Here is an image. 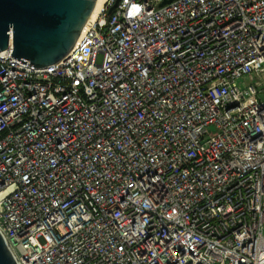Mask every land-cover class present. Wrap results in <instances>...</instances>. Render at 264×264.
Listing matches in <instances>:
<instances>
[{
    "label": "built area",
    "instance_id": "built-area-1",
    "mask_svg": "<svg viewBox=\"0 0 264 264\" xmlns=\"http://www.w3.org/2000/svg\"><path fill=\"white\" fill-rule=\"evenodd\" d=\"M163 1L106 0L45 67L0 51L18 264H264V0Z\"/></svg>",
    "mask_w": 264,
    "mask_h": 264
},
{
    "label": "water",
    "instance_id": "water-1",
    "mask_svg": "<svg viewBox=\"0 0 264 264\" xmlns=\"http://www.w3.org/2000/svg\"><path fill=\"white\" fill-rule=\"evenodd\" d=\"M172 1L164 0L161 6ZM96 2L0 0V51L11 46L12 56L25 64L29 60L31 63L28 65L36 67L59 62L75 45ZM0 264H18L1 233Z\"/></svg>",
    "mask_w": 264,
    "mask_h": 264
},
{
    "label": "bare ground",
    "instance_id": "bare-ground-1",
    "mask_svg": "<svg viewBox=\"0 0 264 264\" xmlns=\"http://www.w3.org/2000/svg\"><path fill=\"white\" fill-rule=\"evenodd\" d=\"M105 2H106V0H97L95 9H94V11H93V13L89 19V22L94 20L97 17L98 12L100 11V9L102 8V6L104 5Z\"/></svg>",
    "mask_w": 264,
    "mask_h": 264
},
{
    "label": "clouds",
    "instance_id": "clouds-1",
    "mask_svg": "<svg viewBox=\"0 0 264 264\" xmlns=\"http://www.w3.org/2000/svg\"><path fill=\"white\" fill-rule=\"evenodd\" d=\"M141 9H142V6H139V5H138V6L135 7V11H136L137 13H138Z\"/></svg>",
    "mask_w": 264,
    "mask_h": 264
},
{
    "label": "rangeland",
    "instance_id": "rangeland-1",
    "mask_svg": "<svg viewBox=\"0 0 264 264\" xmlns=\"http://www.w3.org/2000/svg\"><path fill=\"white\" fill-rule=\"evenodd\" d=\"M244 80H239L238 83L241 84Z\"/></svg>",
    "mask_w": 264,
    "mask_h": 264
}]
</instances>
